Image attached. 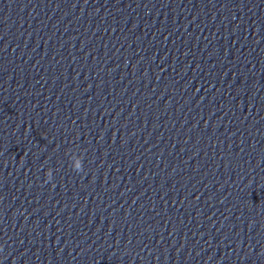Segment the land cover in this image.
<instances>
[{"label":"clouds","instance_id":"obj_1","mask_svg":"<svg viewBox=\"0 0 264 264\" xmlns=\"http://www.w3.org/2000/svg\"><path fill=\"white\" fill-rule=\"evenodd\" d=\"M73 170L76 171L77 173L83 171V160H81L78 164L74 165ZM46 181H51L53 179V173L52 170L49 169L46 173Z\"/></svg>","mask_w":264,"mask_h":264}]
</instances>
